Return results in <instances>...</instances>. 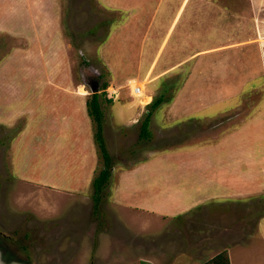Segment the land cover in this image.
Segmentation results:
<instances>
[{"label": "crops", "instance_id": "crops-1", "mask_svg": "<svg viewBox=\"0 0 264 264\" xmlns=\"http://www.w3.org/2000/svg\"><path fill=\"white\" fill-rule=\"evenodd\" d=\"M96 1L109 13L123 16L96 52L100 63L111 74L115 88L138 84L149 98V104L152 101L149 87L153 88L158 81L161 84L165 75L174 73L171 84H175V90L168 104L158 108L163 96L155 97L161 100L148 115L147 137L159 134L156 137H174L177 142L190 135L210 137L116 169L113 164L115 179L105 203L108 216L113 217L114 211L121 209L160 220L170 219L213 200L264 196V164H255L257 155L264 156V147H256L258 143L264 144V123H256L261 129L249 137L236 138L243 126L264 120V45L258 41L264 23L258 21L251 7L252 1L264 0H246L251 10L235 7L233 3L229 5L226 0ZM62 10V0H0V41L10 42L6 55L0 56V128L9 129L20 122L8 142L9 176L40 195L42 204L46 205L43 217L48 223L60 222L57 225L58 229L63 228L62 236L53 232V227L46 232L48 241H55L45 245L49 249L56 248L66 235L78 237L87 233V238L93 239L89 235L95 234L97 225L90 221L92 230H75L81 225L79 221L85 216L89 221L94 211L90 183L100 158L86 113L88 93L81 94L80 85L74 83ZM234 63H237V72ZM185 64L188 66L184 74L177 77L176 70ZM129 95L132 96L131 92ZM207 95L214 104L204 100L207 106L193 107L190 102L182 110L171 105L176 98L196 100L195 97ZM124 108L121 107L122 112L129 117L127 120L121 117L124 120L121 124L132 125L133 112ZM205 114L216 119V123L209 121L210 129L199 133L198 128L194 131L188 127L189 120ZM237 115L239 118L233 125L213 135ZM154 119L157 121L151 125ZM102 132L101 121L103 136ZM120 135L119 132V138ZM244 143L249 144L248 154H244L246 165L236 157L242 153ZM105 148L108 153L106 145ZM204 148L219 149L222 160L218 162L221 178L215 179V192L200 185L208 175L203 165L188 163L175 167L177 164L172 163L169 168L148 169L159 158ZM258 151L260 154L255 155ZM254 165L263 169L257 176L251 171ZM140 169L144 174H139ZM123 172L128 175L122 178ZM240 178H252L258 189L254 191L253 185L235 189ZM166 195L176 197V201L170 202L168 197L165 202ZM67 197L85 202L90 211L79 220H72L74 223L67 222L54 203L55 198ZM90 199L91 206L87 205ZM254 237L232 247L264 254V248L259 247L264 245V236L255 234ZM230 248L226 247L225 251L228 263L233 264Z\"/></svg>", "mask_w": 264, "mask_h": 264}, {"label": "rangeland", "instance_id": "rangeland-1", "mask_svg": "<svg viewBox=\"0 0 264 264\" xmlns=\"http://www.w3.org/2000/svg\"><path fill=\"white\" fill-rule=\"evenodd\" d=\"M226 3L229 5L233 3L238 8L250 9L252 7L254 14L257 13L258 21L264 23V1H252L251 7L246 0H226ZM62 5L63 28L69 45L68 51L74 83L80 85L78 90L81 94L88 93L86 99L90 95L88 82L97 83V87L93 90L98 94L102 111V137L108 148V154L111 155V175L99 195L97 209L91 212L89 221L85 216L79 221L81 225L75 227V230L81 232V229L92 228L90 221L96 222V235H89L93 239H88L87 233H82L78 237L74 234L66 235L60 239L56 248L49 249L46 246H49V243L54 244L55 241L49 242L46 232L50 227H53V232L62 236L63 228L58 229L57 224L60 222L48 223L44 219L43 212L46 205L42 204V198L34 188L16 182L9 176L8 142L20 126V122L9 129L0 128V264H204L207 259L215 253L225 250L226 247H231L229 255L232 257L233 264H264L263 253L254 254L240 247H232L245 244L251 236L255 238V234L264 236V196L213 200L170 219L160 220L154 216L138 215L121 209H116L113 217H109L110 214L108 216L105 203L115 179L113 164L116 169L125 163H136L154 154L176 149L182 145L207 141L210 137L190 135L189 138L177 142L174 137H156L160 136L159 134L150 137L139 135L141 122L149 110V98L144 91H141L138 84L136 85L140 87L141 95L135 97L129 95V85L122 84L121 87L115 88L111 82V74L100 63L96 53L98 46L106 38L110 29L121 21L123 16L109 13L96 0H62ZM258 36L259 43L264 45V31ZM9 43V41H0V56L7 51ZM111 57L109 58L111 59ZM230 59L236 60L231 56ZM254 60L255 58L252 59V61ZM187 66L188 64L178 67L177 77L184 74ZM234 67L237 72V63H234ZM173 75L174 73L165 75L161 84L158 81L153 88L149 87L148 89L152 101L162 94L163 101L158 105L160 109H163L173 96L175 90V84H171ZM102 83H105V86L102 87ZM114 88L116 91H112ZM207 97L209 95L195 97L196 100L194 98H180L179 100L176 98L177 100L174 99L171 105H176L179 110H182L187 108L190 102L193 107L207 106L205 101L209 104L215 103L212 98ZM130 105L132 106L130 107ZM125 106L126 108H124ZM121 107L125 111L131 109L133 112L131 120H134V123L132 122V125L121 124L124 122V120H120L121 117L126 120L129 117L128 113L122 112ZM117 111L120 113L117 114ZM155 117L157 116L155 115ZM237 118H239L238 115L231 118L213 135H217L226 127L233 125ZM156 121L154 119L151 125H154ZM209 121L216 123V119L205 114L199 119L189 120L188 127L194 131L198 128L197 132L203 133V130L210 129ZM259 122L264 123V120L258 119L243 126L237 132L236 138L244 139L246 135L249 137L261 129L256 124ZM91 127L93 126L91 125ZM119 132L122 135L120 138L118 137ZM241 146L242 153L236 157L240 159L242 165H246L244 154H248L246 146L249 147V144L244 143ZM257 146L263 148L264 144L258 143ZM220 148L223 149V145ZM257 153L260 154L258 151L255 155ZM218 155L219 149L204 148L193 153L159 158L157 163L155 164L153 161L152 166L148 169L157 170L166 166L169 168L172 167V163L177 164L175 167L188 163L203 165L204 171H207L208 175L205 174L206 179L203 178L200 185L214 191L216 190L214 186L217 184L215 179L221 178L218 162L222 160ZM257 156L255 164L258 166L264 164V156ZM96 166L95 174L102 166L100 159ZM260 169L262 168L255 165L251 167L255 176L260 174ZM142 170H139V174H144ZM127 175L126 172H123L121 177ZM251 185L254 186V191L259 187L252 178H240V182L234 187H236L235 189L240 187L245 189ZM168 197L170 202L176 201V197L166 195L165 202L168 201ZM49 200L53 201L54 198H49ZM90 201L87 202V205L91 206L92 201ZM54 203L59 211L66 216L67 222L69 220L74 223L72 220H79L89 210L85 202L73 197L55 198ZM103 229H107V231L101 232ZM98 232L101 233L97 234ZM259 247L264 248V245L261 244ZM44 251H50V255Z\"/></svg>", "mask_w": 264, "mask_h": 264}, {"label": "trees", "instance_id": "trees-1", "mask_svg": "<svg viewBox=\"0 0 264 264\" xmlns=\"http://www.w3.org/2000/svg\"><path fill=\"white\" fill-rule=\"evenodd\" d=\"M105 86V83H102V87ZM160 97L155 98L149 103V110L141 122L139 135L146 136L147 131V121L150 110L154 108L159 102ZM86 113L90 118L92 124V137L97 150L98 157L102 161V166L98 172L91 179V188H92V200H93V209H97V203L99 201V195L104 189L108 177L110 175V156L108 155L102 135H101V121H102V112L100 109L98 94L96 92L90 93L89 98L85 100ZM204 264H229L228 258L225 250H221L207 259Z\"/></svg>", "mask_w": 264, "mask_h": 264}, {"label": "bare ground", "instance_id": "bare-ground-1", "mask_svg": "<svg viewBox=\"0 0 264 264\" xmlns=\"http://www.w3.org/2000/svg\"><path fill=\"white\" fill-rule=\"evenodd\" d=\"M129 85V89H130V92H131V95L132 96H140L141 95V91H140V87L137 86L136 84H133V83H128ZM134 87H137V90L134 91Z\"/></svg>", "mask_w": 264, "mask_h": 264}, {"label": "flooded vegetation", "instance_id": "flooded-vegetation-1", "mask_svg": "<svg viewBox=\"0 0 264 264\" xmlns=\"http://www.w3.org/2000/svg\"><path fill=\"white\" fill-rule=\"evenodd\" d=\"M88 86L91 88H96L97 87V83L96 82H88Z\"/></svg>", "mask_w": 264, "mask_h": 264}, {"label": "water", "instance_id": "water-1", "mask_svg": "<svg viewBox=\"0 0 264 264\" xmlns=\"http://www.w3.org/2000/svg\"><path fill=\"white\" fill-rule=\"evenodd\" d=\"M90 88V93L92 92H95V90H93V88L89 87Z\"/></svg>", "mask_w": 264, "mask_h": 264}, {"label": "built area", "instance_id": "built-area-1", "mask_svg": "<svg viewBox=\"0 0 264 264\" xmlns=\"http://www.w3.org/2000/svg\"><path fill=\"white\" fill-rule=\"evenodd\" d=\"M137 90V87H134V91H136Z\"/></svg>", "mask_w": 264, "mask_h": 264}]
</instances>
